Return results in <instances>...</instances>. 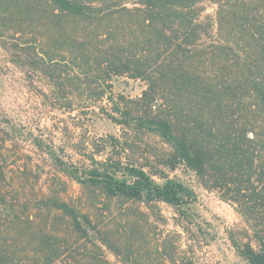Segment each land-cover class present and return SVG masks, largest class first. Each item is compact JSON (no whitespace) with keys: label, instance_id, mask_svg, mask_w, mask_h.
<instances>
[{"label":"trees","instance_id":"obj_1","mask_svg":"<svg viewBox=\"0 0 264 264\" xmlns=\"http://www.w3.org/2000/svg\"><path fill=\"white\" fill-rule=\"evenodd\" d=\"M4 1L5 15L13 14ZM203 1L217 6L216 29L202 19ZM16 2L21 20L13 34L35 36L36 64L45 67L56 101L72 92L68 83L79 82L91 95L90 106L102 102L100 109L118 126L155 134L169 147L152 172L128 161L131 146L119 139L111 141L115 153L104 160L90 155L84 171L61 163V172L108 200L169 205L188 243H176L178 233L165 236L157 250L160 264H201L202 243L189 209L195 194L166 173L185 165L244 221L245 227L227 231L237 254L248 264H264V0ZM48 40L56 44L54 57L45 50ZM124 76L146 83L141 98L114 95L112 79ZM7 128L16 131L0 120L2 185L9 182ZM52 205L68 220L71 236L33 225L30 240L20 245L12 242L18 233L10 231L11 241L0 245V264H110L103 248L119 257L91 213L61 198ZM71 240L94 251L71 261ZM134 244H116L125 251L122 264L136 263Z\"/></svg>","mask_w":264,"mask_h":264},{"label":"rangeland","instance_id":"obj_2","mask_svg":"<svg viewBox=\"0 0 264 264\" xmlns=\"http://www.w3.org/2000/svg\"><path fill=\"white\" fill-rule=\"evenodd\" d=\"M6 1L13 14L5 15V1L0 0V33L4 32L0 37V120L10 122L16 131L6 130L9 152L5 165L9 182L3 185L0 182V245L11 241L10 231L18 233L12 242L24 245L30 240L27 234L33 225L54 233L71 231L68 220L52 205L61 198L91 213L95 224L110 237L111 246L119 253L116 257L112 250L103 248L104 258L110 264H122L126 260L124 249L122 252L116 244L125 247L128 242L136 243L134 264H160L157 250L167 235L180 234L181 238L174 241L186 248L187 235L177 226L178 214L169 205L157 203L147 208L139 202L108 200L98 190L87 189L61 172V163L84 171L90 165V155L104 160L115 153L111 147L114 139L127 140L131 146L127 150L128 161H135L152 172L169 147L155 134L118 126L100 109L102 102L97 107L90 106L91 95L77 86L79 82L68 83L72 92L56 101L49 78L44 74L45 67L36 64L41 61L35 36L19 39V35L13 34L21 19L15 15L16 0ZM200 6L204 10L202 19L210 21L216 29L217 6L209 1H203ZM55 46L53 40L46 41L45 50L51 53L50 57H54ZM111 84L115 96L130 100L141 98L146 90L145 82L127 76L114 77ZM110 108L108 103L104 104L105 111ZM166 173L195 194L189 209L194 222L192 230L199 232L202 243V249L197 252L199 262L248 264L232 247L227 234L230 229L245 227L234 206L206 190L196 173L185 165ZM70 233L67 235L71 236ZM89 234L91 239H98L94 232ZM71 241L74 245L71 261L83 258L86 249L94 251L91 244L84 247L83 243Z\"/></svg>","mask_w":264,"mask_h":264}]
</instances>
